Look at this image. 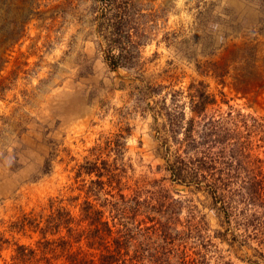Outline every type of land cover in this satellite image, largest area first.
I'll use <instances>...</instances> for the list:
<instances>
[{"label":"rangeland","instance_id":"374dc122","mask_svg":"<svg viewBox=\"0 0 264 264\" xmlns=\"http://www.w3.org/2000/svg\"><path fill=\"white\" fill-rule=\"evenodd\" d=\"M5 1L11 0H0V41L13 35L2 28L9 20ZM132 1L148 40L130 69L112 71L105 61L95 35L96 0H34L22 37L0 44V264H11L17 246L36 249L40 242L33 228L21 229L24 218L44 223L59 206L81 219L97 180L81 167L94 163L106 190L120 185L126 199L161 191L180 204L172 264L183 254L192 264H264V211L246 214L258 212L251 219L263 231L245 232L241 216L227 220L204 191L172 183L164 160L174 150L165 111L187 119L190 87L198 82L216 98L209 114L233 111L264 126V0ZM209 33L214 45L227 35L230 45L252 48L250 75L241 72L245 78L236 81L230 69L222 85L198 71L195 60L204 59L197 38ZM261 131L249 141L252 161L264 160Z\"/></svg>","mask_w":264,"mask_h":264},{"label":"trees","instance_id":"16d2710c","mask_svg":"<svg viewBox=\"0 0 264 264\" xmlns=\"http://www.w3.org/2000/svg\"><path fill=\"white\" fill-rule=\"evenodd\" d=\"M96 1L95 35L105 61L112 71L130 69L139 61L140 47L148 40L134 19L135 3L132 0ZM33 3L34 0L1 3L2 11L8 12L9 19L2 28H10L9 32L13 34L0 41L1 45L15 43L22 37L24 27L33 15ZM28 10L30 13L26 17ZM19 18L25 21L20 23ZM212 37L213 33H209L197 38V48L204 59L195 60L198 71L210 75L222 85L230 69L236 81L245 78L241 72L246 77L250 75L252 48L245 43L230 45L225 42L227 35L218 37L219 44L214 45ZM188 43L189 40L184 39V44ZM188 98L187 119L184 112L165 111L174 146L172 153L164 155L169 180L195 191H204L213 199L214 206L219 204L227 220L232 215L241 216L243 226L247 227L245 232L249 226L260 229L261 223L258 225L251 219L259 213L246 214L252 208L253 211H264V160L252 161L249 149V141L255 135L257 137L264 126L259 119L233 111L218 117L209 114V109L217 101L202 82L190 87ZM177 135L182 138L178 139ZM263 139L264 136L258 137V141L263 142ZM166 150L169 151L170 146ZM82 169L87 175L95 174L97 180L90 182L87 194L92 200L87 197L81 205V219L75 220L70 212L59 206L44 223L24 218L21 229L33 228L41 236L40 242L36 243V249L17 246L11 264H57L58 259L65 260L61 264H172L170 256L178 234L171 226L179 215L180 204L168 200L161 191L144 199L141 192L135 191L133 197L126 199L118 189L120 185L116 188L109 185V190L104 188L103 173L95 163ZM111 178L106 176L108 183L112 182ZM113 190L116 194L112 193ZM106 212L114 214L110 220L105 217ZM153 215L160 216L163 223ZM138 217L142 220L138 221ZM83 223L84 227L81 226ZM63 231L65 233L58 238H48ZM259 236L264 238V233ZM260 244H264L263 241ZM48 254L52 258H48ZM179 264L192 263L186 261L183 254L179 257Z\"/></svg>","mask_w":264,"mask_h":264}]
</instances>
